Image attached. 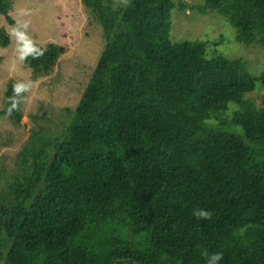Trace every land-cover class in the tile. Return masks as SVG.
<instances>
[{
  "label": "trees",
  "instance_id": "1",
  "mask_svg": "<svg viewBox=\"0 0 264 264\" xmlns=\"http://www.w3.org/2000/svg\"><path fill=\"white\" fill-rule=\"evenodd\" d=\"M80 1L104 43L55 146L31 130L24 172H0V264H206L205 252L264 264V95L249 98L264 68L170 38L184 2ZM202 1L238 43L264 46V0ZM8 13L0 0L10 26ZM63 51L47 48L44 64Z\"/></svg>",
  "mask_w": 264,
  "mask_h": 264
},
{
  "label": "rangeland",
  "instance_id": "2",
  "mask_svg": "<svg viewBox=\"0 0 264 264\" xmlns=\"http://www.w3.org/2000/svg\"><path fill=\"white\" fill-rule=\"evenodd\" d=\"M9 16L16 19L21 9L33 14L28 34L37 46L50 49L63 48V53L53 66L28 58L24 63L15 59L14 41L0 36V172L2 176L17 178L24 172L29 160L28 147L31 130L43 135L53 146L63 132L69 118L65 108L74 109L93 71L103 46L99 25L87 13L80 0H4ZM176 5L184 2L188 8L171 11L170 38L209 39L219 42L217 53L228 59L243 58L248 71L257 76L264 68V46H245L236 41L235 30L221 16L212 11L199 12L202 0H172ZM111 5H124L122 0H111ZM5 29L9 28L3 18ZM4 29V28H3ZM4 37V36H2ZM180 41V40H177ZM50 46V47H49ZM45 51V52H46ZM33 81L32 89L25 93L21 103V119L13 125L7 115L5 92L9 82ZM264 88L255 84L249 98L257 100ZM231 104L229 107H233ZM56 138V139H55ZM2 190L0 186V191Z\"/></svg>",
  "mask_w": 264,
  "mask_h": 264
},
{
  "label": "clouds",
  "instance_id": "3",
  "mask_svg": "<svg viewBox=\"0 0 264 264\" xmlns=\"http://www.w3.org/2000/svg\"><path fill=\"white\" fill-rule=\"evenodd\" d=\"M124 5L129 3V0H122ZM33 14L30 9H21L18 17L14 23L9 26L8 36L14 41L15 45V59L21 64L31 57L33 60H38L44 56L46 49L38 47L32 37L28 34L30 26V17ZM33 81L16 82L12 85V95L7 97V115L11 116L13 112L19 111L20 104L26 102L25 93H29L32 89ZM192 215L199 220H211L213 213L210 210L203 208H196L193 210ZM206 257V264H220L223 260L222 252L202 253Z\"/></svg>",
  "mask_w": 264,
  "mask_h": 264
}]
</instances>
